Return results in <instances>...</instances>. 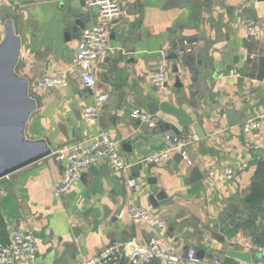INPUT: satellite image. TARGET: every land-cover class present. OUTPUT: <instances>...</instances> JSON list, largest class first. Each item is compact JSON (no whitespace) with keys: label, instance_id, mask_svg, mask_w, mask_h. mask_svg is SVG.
I'll return each mask as SVG.
<instances>
[{"label":"crops","instance_id":"0c3cea01","mask_svg":"<svg viewBox=\"0 0 264 264\" xmlns=\"http://www.w3.org/2000/svg\"><path fill=\"white\" fill-rule=\"evenodd\" d=\"M67 1L0 0V42L15 25V74L37 101L25 131L55 145L52 154L0 178V243L11 228L30 231L38 245L33 264H79L109 245L112 264H130L133 246L151 239L169 251L193 246L202 261L180 264L222 260L227 250L244 253L239 264H264V0H119L121 15L109 25L115 49L95 61L91 89L79 80L81 32L66 30ZM160 67L166 83L158 89L150 73ZM63 72L65 88H34L40 76ZM104 92L98 117L84 119L81 108ZM148 100L157 104L155 128L130 116L135 108L148 111ZM224 108L262 124L249 132L228 127ZM100 133L117 141L125 168L98 159L56 195L60 155ZM171 136L185 142L172 146ZM168 149L159 162L148 159ZM194 167L201 173L195 180ZM229 168L232 179L224 176ZM160 191L165 196L153 205L150 197ZM132 204L151 220L132 222Z\"/></svg>","mask_w":264,"mask_h":264},{"label":"built area","instance_id":"2783aa9c","mask_svg":"<svg viewBox=\"0 0 264 264\" xmlns=\"http://www.w3.org/2000/svg\"><path fill=\"white\" fill-rule=\"evenodd\" d=\"M91 13L94 9V16L91 24L84 27L80 34L78 50L75 56V65L78 67V76L81 85L86 89H91L95 85L93 75V65L98 58L104 57L114 51V47L109 42V25L121 15L122 9L119 0H85ZM96 11V12H95ZM221 76L226 73H221ZM151 83L158 89L163 88L166 83L165 70L160 67L150 73ZM69 83L66 72L50 75L45 74L36 79L34 88L38 91L63 89ZM108 99V93H100L93 103L81 108L84 119L94 120L98 117V104ZM130 116L139 120L150 128L157 126V120L153 114L138 108L130 112ZM258 118L248 119L243 122L242 129L245 132L257 129L261 125ZM172 146L185 142L178 141L176 137H167ZM171 149L155 153L148 159L159 162L167 157ZM63 161V168L59 182L55 187V194L60 195L68 190L80 177L81 172L88 168L98 159H106L110 166L117 170L125 168L123 158L118 151L117 141L106 133H100L89 142L76 140L67 149L65 154L59 157ZM225 178L232 179L233 171L229 168L224 174ZM213 178H218L215 174ZM130 186L135 185L134 180H129ZM129 217L134 223L149 222L151 216L149 211L139 205H130L128 208ZM163 221H157L156 225L161 226ZM115 246L109 245L98 254L82 259L79 264H112V254ZM38 256V245L30 231L11 228L9 241L0 243V264H33ZM190 262L202 261L197 258L193 246L188 247L185 252L169 251L161 243L151 239L146 243L136 244L132 248L129 257L130 264H144L147 262H157L158 264H180L181 261ZM206 264H224L221 259L213 258Z\"/></svg>","mask_w":264,"mask_h":264},{"label":"water","instance_id":"95a60500","mask_svg":"<svg viewBox=\"0 0 264 264\" xmlns=\"http://www.w3.org/2000/svg\"><path fill=\"white\" fill-rule=\"evenodd\" d=\"M84 6L85 0H68L61 4L65 12L64 21L68 24L66 30L82 31L90 16L89 8L87 11L83 10ZM20 47L21 39L14 25L0 42V158L10 157L6 161L0 160V178L52 154L55 150V145L48 139L31 138L25 131L26 123L37 107V101L28 94L27 84L20 81L15 74ZM146 107L150 114L156 113L158 109L157 104L151 100L146 102ZM222 115L228 127L251 119V116L238 115L232 108H224ZM195 134L198 138L202 136L197 129ZM12 149L16 152L14 157L8 156ZM191 177L193 180L201 177L197 167L192 169ZM163 196L165 194L160 191L150 197V201L157 205L155 200ZM260 208L264 209V201L260 203ZM120 210L118 209L115 216L119 215ZM241 257L245 258L244 253L227 250L222 261L224 264H239L237 259Z\"/></svg>","mask_w":264,"mask_h":264}]
</instances>
